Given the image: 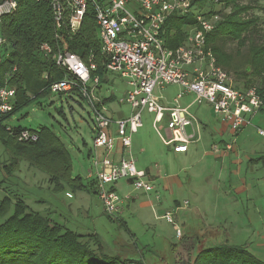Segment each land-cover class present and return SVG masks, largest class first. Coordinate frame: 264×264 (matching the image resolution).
Instances as JSON below:
<instances>
[{"label":"built area","instance_id":"2783aa9c","mask_svg":"<svg viewBox=\"0 0 264 264\" xmlns=\"http://www.w3.org/2000/svg\"><path fill=\"white\" fill-rule=\"evenodd\" d=\"M40 1V0H37ZM53 24L54 43L41 42L38 53L51 59L64 70V77L49 84L50 93L75 92L93 113L92 148L102 149L91 157V173L95 181V194L108 216H116L119 204L128 198L120 197L113 185L127 180L135 190L150 192L153 185L145 179V172L137 170L130 154L131 136L142 126L141 114L146 110L154 114L153 128L162 143L173 152H184L192 135L187 127L193 124V116L187 106L180 105L184 93L194 95L193 104L210 106L222 122L233 131H241L251 124L254 115L264 108V93L255 86L235 87L233 78L217 65L211 49L206 48L205 33L210 32L218 20L217 14L207 16L206 11L193 14L194 29L186 34L176 48H167L162 35L163 25L171 13H190L193 0H48ZM17 7L16 0H0V22ZM90 9L97 28L100 54L105 76L114 75L127 86L121 104L130 107L125 117L111 118L105 109L106 102L99 94L100 77L95 73L97 63L90 52L84 59L67 49L64 35L79 31L82 20ZM4 39L0 36V45ZM62 43V44H61ZM179 85L182 90L173 98L172 106L163 105L154 95L156 86ZM77 96V95H75ZM15 89L5 84L0 87V114L13 109ZM164 112L167 113L166 129L158 128ZM10 130V126H7ZM264 137V127H257ZM18 140L35 141L37 134L22 130ZM116 141L128 155L113 161L110 154ZM71 197L70 193L66 194ZM164 218L173 222L170 211ZM176 236L182 231L174 226ZM143 264V263H130Z\"/></svg>","mask_w":264,"mask_h":264},{"label":"rangeland","instance_id":"374dc122","mask_svg":"<svg viewBox=\"0 0 264 264\" xmlns=\"http://www.w3.org/2000/svg\"><path fill=\"white\" fill-rule=\"evenodd\" d=\"M239 1L245 3L248 0ZM257 4L258 6L252 12L259 16L262 26L261 34L264 36V0H260ZM211 7L218 11L220 3L215 1ZM211 7H206L201 11L208 12ZM196 11L198 9L194 6L190 12L192 16ZM193 29L194 24L183 27L186 34L191 33ZM234 45L230 43L228 49L234 48ZM2 51L1 47L0 58ZM229 75L234 78L231 72ZM110 77L112 82L103 83L101 90L102 93L114 96L112 101L106 103L105 109L109 116L117 118L120 112L124 114L130 112L127 104L118 102L127 86L117 76L110 75ZM180 90L182 88L176 84L156 86L154 95L170 104L172 98ZM36 92L35 89H31L27 92V96L32 97ZM191 95L188 96V100L192 99ZM14 101L15 97L13 104ZM189 111L195 114L201 123L218 119L213 114L212 108L205 104L199 107L192 106ZM92 117L93 113L89 106L77 96L70 98L66 93H46L28 100L4 120L3 124L35 131L42 127L47 128L77 150L79 162L89 173L91 168L87 152L93 144ZM152 118L153 114L146 110L143 111V126L133 135L134 143L141 145V139H143L151 145V153L147 154L146 160L148 166L152 167L154 163H158L177 175L185 177L189 174L193 177L192 187L202 199L201 205L194 208V212L182 211L176 214L174 208L165 209V204L159 205L160 202L154 199L155 192L149 193L150 195L145 194L142 190H135L126 181L120 180L116 184V192L120 197L128 196L130 201L128 206L124 204L125 213L122 219L118 216H108L103 213L101 201L90 189L93 178L82 177V183L87 185L85 190L72 188L67 184H64L60 190H54L45 170L31 165L25 159L18 161L11 181L1 184L0 198L8 191H13L14 187L18 193L23 195L24 202L30 210L48 216L52 221L62 223L78 233L94 228L106 242L110 241L108 248L111 251L129 259H140L144 264H172V248L182 243L181 238L176 236L175 225L180 227L182 233H185V227L189 225H195L197 228L206 226V229L215 230V233L221 235L219 237L226 239L229 244L245 246L253 254V251L260 248V243L264 241L262 239L263 229H261L264 226V164L260 160L248 158V155L264 151V137L252 126L247 127L239 135L228 133L222 136L220 130H216L217 137H214L211 131L203 130L199 132L198 138L197 136L194 138V141L204 144V147L178 161L170 154L172 151L170 147L163 145L152 127ZM158 128L160 130L161 126L158 125ZM189 129L188 126L187 130ZM223 143H226L225 146L233 145L234 149L238 150L240 164L230 165L227 160L225 164V160L217 155L222 151ZM8 158L9 152L0 142V181L4 179L2 166ZM139 162H141L140 154L137 156L136 167H139ZM71 171L72 176L80 172L77 161H74ZM228 172H231V176L234 174L235 179H241L240 182L248 187L224 202L214 196L212 185L211 188L208 187L210 185L208 178L210 174H217L221 180L226 181ZM151 183L158 188L156 180H152ZM67 193L71 194L70 198L66 195ZM159 193L162 192L159 191ZM176 199L180 202L183 198ZM168 209L172 215V223L164 218ZM182 215L189 216L190 224H180L179 220L183 218ZM131 240L136 241V247L141 254L134 252L135 247L129 244H132ZM108 248L107 252H109ZM260 249L262 250V247Z\"/></svg>","mask_w":264,"mask_h":264},{"label":"trees","instance_id":"16d2710c","mask_svg":"<svg viewBox=\"0 0 264 264\" xmlns=\"http://www.w3.org/2000/svg\"><path fill=\"white\" fill-rule=\"evenodd\" d=\"M218 1L220 9L211 6ZM260 0H193L198 10L208 9L207 16H219L214 28L205 33L206 48L211 49L218 66L234 75L235 87L255 86L264 93V36L260 18L252 11ZM16 9L2 17L0 36L4 42L0 58V87L5 84L15 89V101L10 112L0 114V142L9 152L3 164L4 182L11 181L20 159L45 170L54 190L64 184L72 188L86 189L81 171L72 176L74 159L68 148L55 133L42 127L31 130L20 126L7 129L3 121L28 100L49 92V84L64 77V70L51 59L41 56L37 47L41 42L54 43V24L48 0H16ZM191 13H171L162 28L164 45L176 48L185 39V25L194 24ZM67 49L86 58L90 52L97 63L96 74L100 83L105 82L104 64L93 13L87 10L80 29L75 34L63 36ZM233 43L234 48L228 49ZM62 44V43H61ZM35 89L32 97L27 92ZM72 98L75 92L66 93ZM80 99V98H79ZM113 96L104 102L112 101ZM81 100V99H80ZM82 101V100H81ZM29 130L37 134L35 141L18 140L17 134ZM69 146V143H68ZM77 151V150H76ZM90 152H87L89 157ZM264 164V156L257 157ZM92 189V188H91ZM221 236V235H220ZM134 261L119 253L104 250L97 233H78L64 224L52 221L28 208L24 200L13 191L0 198V264H130ZM195 264H264L245 246H235L226 239L218 244L202 247Z\"/></svg>","mask_w":264,"mask_h":264},{"label":"crops","instance_id":"0c3cea01","mask_svg":"<svg viewBox=\"0 0 264 264\" xmlns=\"http://www.w3.org/2000/svg\"><path fill=\"white\" fill-rule=\"evenodd\" d=\"M108 82H112V78L110 77V75L105 76V82L104 83H108ZM102 84L103 83L100 84V90H99L100 96L104 99L109 97V96H113L112 94L102 93V90H101ZM190 95H191V93H184L183 96L181 97L180 101H179L180 105L187 106L188 110L192 106H198L199 107V106L203 105V104L202 105L193 104L192 102L194 99V95L192 94L191 95L192 99L188 100V96H190ZM157 98L165 106H172L173 105V98L174 97L172 98V101L170 104H167L166 101H162L163 99H161L160 97H157ZM142 113H143V111H142ZM148 113H150V112H148ZM129 114H130V112L128 114H124V113L120 112V115L117 118L125 117V116H128ZM151 114H153V113H151ZM190 114L193 116L194 121H193V124L191 126H189L190 129L187 130V132L189 135H192V138H193L192 142L189 143L187 150L184 152H178V153L173 152V150L170 148L172 150L170 152V154L175 156V158L178 161L185 159L186 157H188V154L190 155V153L195 152V151H199L204 147V144L202 145V143L200 144L196 140L194 141V138L196 136L198 138L199 132H202L203 130L211 131L212 135H215L214 137H217L218 132L216 130H218V131L220 130V132L222 133V134L220 133V135L223 136L224 134H228V133L232 134V135H239L249 126H252L253 128H255L256 131H257V127H264V108L260 112H258L256 115L253 116V118L251 119L250 125L246 126L243 130L236 131V132L233 131L232 128L227 123L222 122L217 115L216 116L218 117V119H215V120L213 119L211 121H207V123H201V121L196 117L195 114H192L191 112H190ZM213 114H214V112H213ZM110 117L113 119H116L113 116H110ZM141 119H142V114H141ZM153 120H154V114H153V118H152V127H153ZM166 122H167V113L164 112V117H163L162 121L158 123V125L161 126L160 130L163 133H167ZM142 126H143V119H142ZM212 128H214V130H212ZM137 132H135V133H137ZM135 133H133L131 136V147H130V154L134 158L135 166H136L137 156H138V154H140L141 162H139V167H136L137 170H141V171L145 172V175H146L145 179L146 180H148L150 182L152 180H156V182L158 183V188L155 187L151 183L153 185V190L150 192H145V194L150 195L149 193L155 192L154 193V199H156L157 201L160 202L159 205L161 206V205L165 204L164 205L165 209L174 208V213H176V214H179V212H182V211H184V212L193 211L194 212V210H195L194 208H198V206L201 205L202 199L200 198V195L196 192V190H194V188L192 187V185L194 183V182H192L193 177L189 176V174H188V176L186 175L185 177H182L180 175H177V173L170 171L169 169L167 170L166 166L161 167L158 163H154L152 165V167L148 166L146 160H147V154L151 153L150 152L151 151V149H150L151 145H149L148 142H145L143 139H141V145H136L134 143V140H133V135ZM225 144L226 143H223V146L221 147L222 151L217 155L221 156V158H223V160H225V164H226V160L230 163V165H233V163L234 164H240L241 159H240V155H239L238 150L234 149L233 145L225 146ZM88 151L90 152L89 153L90 155L88 158L90 160V168H91V165H92L91 157H92V155L95 152L98 155H102L103 150L102 149L94 150L92 147H90L88 149ZM136 154H137V156H136ZM124 155H128V152L126 150L122 149L119 142L116 141L114 149L110 154V158L116 162V161H118V159L121 158V156H124ZM260 156H264V151L251 153L248 155V158L256 159V157H260ZM92 171H93L92 169L90 170L89 173L86 171V176H84V177H87L90 179L94 178L93 174L91 173ZM208 179H209V183H210V185H208V187L211 188V185H212V190H213L214 196L217 198H220L221 199L220 201H224V202L226 201V199L228 200L232 197H235L236 194H240L242 192V190H244L245 188L248 187V186H246V184H242L240 182L241 179H239V180L235 179L234 174H232V176H231V172H228V176L226 177V181L221 180L220 176L217 174L216 175L210 174ZM121 181H126L127 183H129L127 180L122 179ZM116 184H114L112 186L113 189H115V191H116ZM90 186H91L90 189L92 188V192L95 193V181H94V179H92V183ZM159 191H161L162 193H159ZM13 192L20 195L21 198L24 200L23 195L18 193L14 189V187H13ZM150 197L152 198L153 196L151 195ZM178 197L183 198V199L179 202L176 199ZM129 201L130 200L128 197L127 199L123 200L119 204V211L116 214V216H118L119 218L122 219V216L125 213L124 204H126V206H128ZM228 202H230V201H228ZM101 206H102V204H101ZM170 209H168L167 211H169ZM102 210H103V207H102ZM103 213H105V212L103 211ZM182 216H183V218H181L179 220L180 224H182V225L190 224L191 221L189 220V216L188 215H185V216L182 215ZM120 221L123 222L122 220H120ZM123 226H124V223H123ZM185 228H186L185 233H182V236L186 237V243L185 244L187 245L188 249L185 248L183 244L181 247H182V251L188 255H189V252L193 251L194 246H196V245H199L202 248V247H206V246H209L212 244H218L222 240V238L219 237L220 235L218 233L217 234L215 233V230L206 229V226L197 228L195 225H189V227H185ZM261 229H263L262 239L264 240V226H262ZM82 233L83 234L97 233L102 240V244H103L105 251L107 252L108 243L110 241L107 240V242H106L101 237V235L99 234V232L96 229L92 228L90 230L82 231ZM223 240H224V238H223ZM126 242L129 243L128 241H126ZM126 242H123V244H126ZM129 244L133 245L135 247L134 248L135 253L136 252L140 253V250L136 247V241H132V244L131 243H129ZM260 244L259 245H260V248L262 247V250L257 247L258 249H255L256 250L255 252L253 251V255H255L256 257H258L259 259L264 261V241L261 242ZM172 251L173 252L176 251L175 246L172 248ZM109 253H113V251H111L109 249ZM177 255L179 257H182V254H177ZM131 260H133V259H131Z\"/></svg>","mask_w":264,"mask_h":264},{"label":"water","instance_id":"95a60500","mask_svg":"<svg viewBox=\"0 0 264 264\" xmlns=\"http://www.w3.org/2000/svg\"><path fill=\"white\" fill-rule=\"evenodd\" d=\"M60 142L65 147L68 148V151L70 152V154L73 157V159L75 161H77L78 166L80 167V171H81L82 175L86 176L85 168L79 162L77 151L74 148L68 146V142L65 141L64 139H60ZM181 237H182V235H181ZM174 246L176 247V251L175 252L172 251V254H173V262H172V264H195V260H196V258L198 256V253H199L200 249H201V247L199 245L194 246L193 251L189 252V255L182 251V247H181L182 243L181 244H176ZM177 254H182V257H179ZM133 260L137 261L136 259H133Z\"/></svg>","mask_w":264,"mask_h":264},{"label":"flooded vegetation","instance_id":"af4514ba","mask_svg":"<svg viewBox=\"0 0 264 264\" xmlns=\"http://www.w3.org/2000/svg\"><path fill=\"white\" fill-rule=\"evenodd\" d=\"M180 240L182 241V244L184 245V247L188 249L187 245L185 244L186 243V237L182 236Z\"/></svg>","mask_w":264,"mask_h":264}]
</instances>
